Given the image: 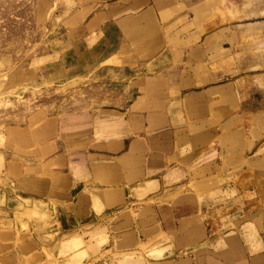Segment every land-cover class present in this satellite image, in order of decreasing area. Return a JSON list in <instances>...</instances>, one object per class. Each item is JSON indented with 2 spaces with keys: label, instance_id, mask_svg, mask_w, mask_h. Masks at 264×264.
Listing matches in <instances>:
<instances>
[{
  "label": "crops",
  "instance_id": "1",
  "mask_svg": "<svg viewBox=\"0 0 264 264\" xmlns=\"http://www.w3.org/2000/svg\"><path fill=\"white\" fill-rule=\"evenodd\" d=\"M150 2L137 0V5L148 8ZM154 14L145 10L133 29L144 31L146 37L137 42L139 73L127 81L134 83L127 94L129 105L104 110L95 120L86 118L69 147L55 141L42 174L21 180L23 202L18 207L25 210L37 203L31 209L36 216H54L53 240L46 233L32 235L34 252L26 258L46 263L58 256V242L70 236L65 246L75 253L72 264H83L93 254L123 256L121 264H143L140 254L149 250L152 257L167 256L150 258V264H227L217 252L204 256L193 251L205 245L209 222L219 207L220 197L215 195H222V190L216 180L228 176L220 156L229 158L238 148L253 145L243 130H254L258 98L253 96V83L262 81L264 86V76L253 77L254 67L264 66V60L254 63L255 49L264 51L263 41L255 47V36L264 40V29L181 28L174 46L164 33L158 39V32L148 29ZM110 43L107 39V48L114 51ZM124 47L120 42L116 51ZM156 50L158 54H148ZM259 114L264 119V111ZM223 130L231 133L222 138ZM219 141L232 149L216 150ZM233 176L231 172L228 177ZM5 196L0 199L13 201L6 192ZM6 205L0 207V220L6 225L0 229V264L24 259L10 239L17 233L8 226L14 209ZM94 226L100 229L89 246L77 234ZM227 239L231 247L237 246L234 236ZM253 243L263 246L256 234ZM190 249L191 257L176 259Z\"/></svg>",
  "mask_w": 264,
  "mask_h": 264
},
{
  "label": "rangeland",
  "instance_id": "2",
  "mask_svg": "<svg viewBox=\"0 0 264 264\" xmlns=\"http://www.w3.org/2000/svg\"><path fill=\"white\" fill-rule=\"evenodd\" d=\"M148 6L137 5V0H0V196L4 198L6 192L13 200L0 199V207L9 204L14 209L8 226L17 234L10 239L24 258L10 259L12 264L74 261V251L65 246L70 236L63 237L61 245L58 242V256L49 262L26 258L34 252L32 235L46 233V238L53 240L54 216H36L31 210L37 206L35 202L33 207L31 203L25 210L19 208L23 202L19 184L23 178L47 169L55 141L69 147V140L76 139L78 130H83L86 118L95 120L104 110L129 105L127 94L134 83L127 81L139 73L137 42L145 36L144 31H133L141 13L152 9L155 20L147 23L148 29H155L158 39L164 33L162 36L174 46L181 37V28L206 32L223 26L264 29V0H151ZM119 26L125 36L119 33ZM107 39L111 49H117L120 42L125 47L110 51ZM262 41L255 36V47ZM254 54V63H262L264 51L257 48ZM263 76L264 66H255L254 80ZM253 84V96L258 98L253 107L254 130H243L253 145L238 148L229 158L220 156L223 174L229 176L232 172L236 176L223 175L216 180L222 195H215L220 197L219 207L209 222L205 245L200 251L179 253L177 260L191 257L193 252L208 256L211 251L227 264H264V119L259 114L264 111V86L262 81ZM221 133L224 138L231 132ZM215 146L220 152L232 149H225L222 141ZM231 166L234 169L229 172ZM3 222L0 220V229L6 226ZM95 227L77 234L86 245L92 244L100 229ZM255 234L262 248L255 247ZM231 236L237 246L228 244ZM149 251L140 254L143 264H150V258L167 257H152ZM122 259L118 255L107 258L93 254L83 264H121Z\"/></svg>",
  "mask_w": 264,
  "mask_h": 264
}]
</instances>
